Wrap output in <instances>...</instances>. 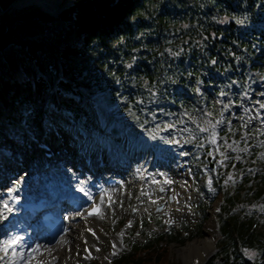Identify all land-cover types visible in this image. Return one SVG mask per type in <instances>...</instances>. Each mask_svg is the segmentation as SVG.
Returning <instances> with one entry per match:
<instances>
[{
	"label": "trees",
	"instance_id": "trees-1",
	"mask_svg": "<svg viewBox=\"0 0 264 264\" xmlns=\"http://www.w3.org/2000/svg\"><path fill=\"white\" fill-rule=\"evenodd\" d=\"M15 1L0 0V51L14 43L26 53L6 56L0 72V88L6 94L4 98L0 93V124L4 120L30 126L26 110L32 102L42 109L49 105L90 130L79 90L83 89L126 112L136 124L157 131L169 123L178 125L180 106L195 111L187 94L195 93L196 81L211 82L218 91L244 80L247 67L263 68L264 0H75L55 17L32 6L10 11ZM59 69L63 76L52 90ZM19 83L30 86L32 96L16 92ZM194 131V140L203 142L197 140L203 132ZM111 133L105 136L116 139L115 130ZM260 149L257 145L251 156ZM241 156L235 163L239 184L233 188H226L230 177L221 167L209 170L223 199L216 212L218 248L205 264H264V222L257 217L264 207V172L239 179L240 170L247 168L245 154ZM259 160L264 168V156ZM191 163L205 191L206 176L200 167L209 164L203 147ZM249 192L260 205L250 206L249 214L242 216L235 211H245L240 197H250ZM153 220L161 224L159 218ZM173 234L148 233L143 242L132 243L116 264H179L168 244L184 242L191 234ZM100 263L98 259L96 264Z\"/></svg>",
	"mask_w": 264,
	"mask_h": 264
},
{
	"label": "rangeland",
	"instance_id": "rangeland-1",
	"mask_svg": "<svg viewBox=\"0 0 264 264\" xmlns=\"http://www.w3.org/2000/svg\"><path fill=\"white\" fill-rule=\"evenodd\" d=\"M71 4H66L64 0L62 2L63 9ZM29 6L42 9L36 4ZM12 8L11 6L10 11L15 9ZM185 24H188V22ZM24 53H26V49L14 43L9 44L1 50L0 72L6 65V56L18 57L23 56ZM29 62L35 68L33 61L30 60ZM262 67L260 71L249 68L246 70V81L249 79L250 82L248 84L249 86L253 85V87L250 88L249 93H247V90L245 93L238 91L240 101H233L230 95H211L213 100L217 101L222 109L229 112L230 119L233 116L240 117L241 114H245L246 120L244 123L247 124V127L249 128L253 124L259 128L258 130H264V61ZM201 87L204 88V86ZM15 91L18 93L22 92L24 96H32V90L28 85L23 86V84L19 83L15 85ZM2 95V97H6V94ZM95 102L96 108L98 109V117L91 116L93 127L89 131H86L83 136L77 134L78 125L77 127L71 128L63 124L65 118L62 115L59 116L49 105L42 109L32 102L28 104L26 111L29 113L28 119H31L29 121L30 126L17 121L8 124L4 120H1L0 157L14 156L12 147L20 145L16 144V140H21L22 143L26 142L27 136L29 137V135L40 139L39 136L45 133L47 137L51 134V140L59 137L64 140L63 145L66 146L59 150L64 149L65 152L75 154L81 152L84 153L83 155H89L92 158L93 165L97 162L94 160L100 158L111 167L127 168L126 166H129V176L124 186L115 189L110 194V199L114 203L112 206L113 212L109 213L106 211L99 217L90 219L96 231V237L101 239L99 240L96 253L91 254L90 250L88 251L84 248L85 240L83 238L77 239V232L85 228V222L81 221V219L76 222L70 220L65 233L58 236L55 241L48 243L49 246L56 247L55 252L60 250L59 252L62 254L61 258L57 260L55 252L52 254L49 253L45 260V262L49 260V263L46 264H96L98 259H101L100 264H116V259L123 252L131 248L132 243L138 241L143 242L146 238L145 232L152 233L153 231H165L168 233L173 231L174 236L178 234L180 237L191 234V237L184 242L176 240L170 242L168 244L170 255L176 262H180L179 264H205L218 248L219 219L216 212L220 210L222 196L216 193V189L212 186L210 179L205 180V191H202L203 188L199 185L197 186L196 177H194L193 172H195V168L188 162L190 161L188 158L189 153H198L200 146L203 145H200L199 148H191L188 140L186 139L184 144H182L177 134L173 135L177 139L175 137L170 139V137L168 138L166 136V130L168 128L159 131L161 138H157L148 128L139 127L134 122L132 124V119L129 115L128 117L127 114L120 113L117 109L111 108L99 100ZM199 110L205 114L204 106L201 105V109ZM58 117L60 120L57 121ZM193 117L196 118V122L199 121L201 123L203 121L206 123V118L202 117L198 110L194 112ZM219 117L216 118L215 125H227L222 120V118H225L223 112ZM14 119H17V117H14ZM62 125L64 126L61 129L60 126ZM79 128L82 127L79 126ZM112 128L117 133L115 140L107 139L104 136L105 131H111ZM257 134L253 137L249 132L242 131L239 140L247 142L251 137L255 141L254 138L258 139ZM173 136L171 135V137ZM210 141L212 142L211 137ZM249 142L246 143L247 147L251 146ZM28 143L30 144L31 142ZM257 145L261 147L258 152L259 158L264 154V139H259ZM31 146L33 145L31 144ZM236 146H238V142ZM21 148L22 150L25 149L23 146ZM52 149L57 152L59 151L54 146H52ZM24 153L26 154V151ZM209 154L213 156V150L210 149ZM105 157H109L108 161H106ZM238 157L239 155H237ZM162 158L166 159L168 163L161 164L166 165L170 169H174L176 171L175 173L171 172L169 174L166 168L158 169L156 167L155 163H158ZM214 160L215 158L213 156ZM258 160L252 159L251 161L250 171H253V173H255L254 171L261 172L262 170ZM181 165L185 166V170L181 171L184 173H182V176H176ZM12 167L6 168L10 174L14 171V166L12 165ZM204 167L202 173L210 176L211 174ZM142 168H147L152 173V178L146 185H141L138 179ZM11 169L13 170L11 171ZM226 183V188H233V184ZM251 194L252 192L247 194L250 196L248 198L244 196L240 197L245 207L243 210L245 211L237 210L235 211L236 213L240 212L241 215L243 214L242 216L245 213L248 215L250 206H254L255 204L260 205L259 201L253 199L254 196ZM158 204L163 205L161 210H156ZM174 206L179 207L181 212L172 210ZM156 217L161 218L162 226H159L153 220ZM257 217L259 218V222H264V207L259 209ZM144 220L147 222L146 225L144 224ZM185 224L189 225L188 229L184 228ZM32 240L33 238L30 239L29 247L32 246L30 245ZM198 243H201L199 250L195 246ZM60 247H62V250ZM31 249H27L25 255H29ZM202 251L203 254L200 255ZM10 253L11 250L8 251L7 249L0 248V258L4 259L2 262L6 258H9ZM65 253L68 261L63 259V254L65 255ZM83 254L87 258H81V256H84ZM61 260L64 262H61ZM39 262L43 261L37 256L31 257V259H26L23 256L19 264H37Z\"/></svg>",
	"mask_w": 264,
	"mask_h": 264
},
{
	"label": "bare ground",
	"instance_id": "bare-ground-1",
	"mask_svg": "<svg viewBox=\"0 0 264 264\" xmlns=\"http://www.w3.org/2000/svg\"><path fill=\"white\" fill-rule=\"evenodd\" d=\"M64 0H16L13 4L12 7L15 9H19L25 6H29L32 4H36L38 6H40L44 11H46L47 13H49L50 15H58L61 10L64 8V6H62V2ZM66 4H71L74 0H65ZM12 8V9H13ZM49 137V139H48ZM48 137L46 136V134H42L41 135V141H44L45 143H47L49 145V148L51 150L52 146L57 145V147L63 148L66 145H63L64 140H62L60 137L56 138L55 140H51V134L48 135ZM46 140V141H45ZM31 144L34 146L33 142H31L30 144L27 143L26 145V149H29V153H32V156H28V153L26 152V154L23 152L22 150V146H17V147H12V152H13V157L12 156H6V157H0V189H2V187H6L5 189H9V188H15L16 185H18L19 187H17L14 191L15 193L21 194V190L24 184H28L29 188L31 190H37V191H44L45 188V183L48 180H51V184L48 186V188L52 187V186H58L59 185V181H67V185H68V189L66 191L62 192V203L64 205H68V198L69 196H71V198L74 199V196H76L78 194L79 191H85L87 188V184L82 180L81 176L78 175H66V177L64 176V179H61V176L59 173L57 172H53V171H49L48 170H44V166L46 164H48L51 167H59L62 166L63 164L69 166L70 163L72 162L70 159H68L67 156L65 155H59L62 154L63 152H57L55 154L56 157H54L52 160H56L55 162H49L51 161V159L48 158H44L42 157V155L40 153L37 152V150L31 146ZM36 146V144H35ZM40 152V150H39ZM68 153V152H67ZM71 153V152H69ZM35 157V158H34ZM34 158L35 160L28 165L29 167H33L32 171L30 170H26L25 165L28 164L32 159ZM106 161H108L109 157H105ZM30 160V161H29ZM43 160V161H41ZM101 160L100 158H96L94 161H99ZM13 162V163H12ZM78 162V161H77ZM96 162V163H97ZM79 163V162H78ZM95 163V164H96ZM73 165H75V163H72ZM12 165L14 166V171L10 173L7 172L6 168L7 167H12ZM83 166H86L88 169H92L94 167L88 166L84 164H81ZM106 166L110 167L109 164H105ZM13 168V167H12ZM13 169H11L12 171ZM76 174H79V172H76ZM141 179V175L138 176V179ZM58 180V182H57ZM149 181V180H148ZM11 183L12 187H7V184ZM142 185V184H141ZM1 195V192H0ZM61 201V200H60ZM64 208H68V206L64 207ZM173 210V209H172ZM178 212H181V210L179 209ZM101 215V214H100ZM79 219H81V221L85 222V228L80 229L77 232V239H84L85 241V245L84 248L86 250H90V253H96L97 248H98V243L99 240H101L100 238L96 237V231L94 230L93 224L92 222H90V219L92 217H87V216H83V215H78ZM76 227V226H74ZM28 235V239L27 242H9V241H4V242H0V248L1 249H7L8 251L11 250L10 256L9 258H6L4 262H2L4 259L0 258V264H19V262H21L23 256L26 259H31V257L33 256H37L40 258V260H42L43 262H39L37 264H46L49 263V260L45 262L46 260V256L50 253L52 254L53 252H55V248L53 246H49L48 243L46 241H39L38 243H35L34 238L36 237V230L32 229L27 231L26 233ZM25 235L24 233L20 234ZM101 235V234H100ZM60 236L59 234L57 236H55L53 239H51V242L55 241L57 239V237ZM119 237V236H117ZM33 238L32 242L30 245H32V249L31 247H29V243H30V239ZM201 243H198L197 245V249L199 250L201 245ZM27 249H31L29 255H25L26 250ZM60 249L62 250V247H60ZM60 250H57L55 253V257L58 259L61 258L62 254H60L59 252ZM14 253V254H13ZM203 254V251L200 252V255ZM60 255V256H59ZM89 256V255H88ZM63 259L68 261V257L63 254ZM51 260V258H50ZM61 262H64L63 260H61ZM75 263V262H73ZM79 263V262H76Z\"/></svg>",
	"mask_w": 264,
	"mask_h": 264
},
{
	"label": "water",
	"instance_id": "water-1",
	"mask_svg": "<svg viewBox=\"0 0 264 264\" xmlns=\"http://www.w3.org/2000/svg\"><path fill=\"white\" fill-rule=\"evenodd\" d=\"M52 16H53V15H52ZM54 17H55V16H54ZM208 160H210V156L208 157ZM210 166L213 167V166H214L213 163H210ZM159 207H161V205H160Z\"/></svg>",
	"mask_w": 264,
	"mask_h": 264
},
{
	"label": "snow or ice",
	"instance_id": "snow-or-ice-1",
	"mask_svg": "<svg viewBox=\"0 0 264 264\" xmlns=\"http://www.w3.org/2000/svg\"><path fill=\"white\" fill-rule=\"evenodd\" d=\"M212 142H213V143H215V141H214V140H213ZM5 207H7V205H5ZM98 211H99V210L97 209V210H96V212H98Z\"/></svg>",
	"mask_w": 264,
	"mask_h": 264
}]
</instances>
